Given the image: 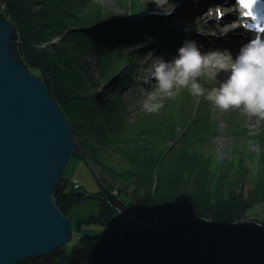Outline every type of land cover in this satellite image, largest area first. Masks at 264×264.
Segmentation results:
<instances>
[{
  "label": "trees",
  "instance_id": "1",
  "mask_svg": "<svg viewBox=\"0 0 264 264\" xmlns=\"http://www.w3.org/2000/svg\"><path fill=\"white\" fill-rule=\"evenodd\" d=\"M122 4L132 14L146 8L137 0ZM110 12L98 0H0V15L14 29L15 58L47 83L75 137L74 155L101 168V174L94 173L98 190L80 184L68 188L70 179L63 173L54 197L69 216L81 208L77 206L97 198L89 215L78 216L76 227L97 224L102 228L86 230L71 246L16 264H264V150L254 161V189L245 196L233 186L245 182L249 172L245 162L250 158H238L237 166L235 158L220 161L210 150H202L215 130L208 119L198 120L201 111L191 118V98L179 93L177 101L168 105L176 118L168 120L123 96V86L132 82L125 72L130 73L136 63L133 52L125 56L123 48L136 32L133 25L151 29L154 20H148L147 26L139 20L135 24L110 20L117 16ZM112 46L118 48L110 50ZM89 47L103 51L97 61L101 82L118 90L106 115L111 137L102 132L101 145L96 142L92 103L100 96L93 91L84 62ZM120 56L130 62L126 70L120 69ZM260 140L264 144V135ZM113 153L119 155L118 161ZM156 179L167 184L153 188ZM116 184L119 192L114 195ZM129 202L135 213L139 207L173 203L213 220L195 216L176 220L168 211L156 224L123 226L122 214L131 212ZM158 210L147 208L141 213ZM254 210L259 216H250Z\"/></svg>",
  "mask_w": 264,
  "mask_h": 264
},
{
  "label": "water",
  "instance_id": "2",
  "mask_svg": "<svg viewBox=\"0 0 264 264\" xmlns=\"http://www.w3.org/2000/svg\"><path fill=\"white\" fill-rule=\"evenodd\" d=\"M13 31L0 15V264L45 256L71 238V218L58 207L54 192L77 149L47 83L15 58ZM245 176L251 186L245 189V182H240L233 188L246 196L254 183L252 177ZM166 184L156 179L153 188ZM117 186L111 191L114 195L119 192ZM131 202L132 212L121 219L123 226L156 224L166 211L176 220L193 216L213 220L173 203L139 207L135 213ZM147 208L159 210L141 213ZM253 214L258 213L250 216H259Z\"/></svg>",
  "mask_w": 264,
  "mask_h": 264
},
{
  "label": "rangeland",
  "instance_id": "3",
  "mask_svg": "<svg viewBox=\"0 0 264 264\" xmlns=\"http://www.w3.org/2000/svg\"><path fill=\"white\" fill-rule=\"evenodd\" d=\"M104 5L109 6L111 8V13L113 15L117 14V17L121 20L129 21L130 23H134L139 20L140 23H144L146 26L151 23L150 19L153 18L154 25L151 27V29H146V36L143 38V41L153 40L158 41L159 40V34L155 35L152 34L151 30L158 29V24L160 23L157 19L158 17H163V14H161L160 10L167 7L170 3L175 4L179 0H166V1H160V0H139L141 3L140 5L146 6L143 10L148 9L149 7H152L155 11V16H144L139 18H133L137 16L136 14H132L131 12H134L131 9H127L123 7L122 1L123 0H101ZM132 1V0H127ZM183 5H185L183 3ZM178 5L177 7H179ZM176 7V8H177ZM131 10V12H130ZM140 11V8L137 10ZM136 12V11H135ZM115 13V14H114ZM182 12H177L175 15H181ZM174 15V16H175ZM218 17L217 13L215 12L214 18ZM174 19V17H171ZM175 22V21H174ZM171 22L169 21V24ZM142 25V24H141ZM140 25V26H141ZM145 25H142L145 26ZM136 26L139 30L138 25ZM141 46H137L136 49L138 50ZM114 48H118L115 46L109 47L110 50H113ZM123 49H125L122 53L126 56L128 55V51L134 50L133 45H126ZM103 51H99V49H91L90 47L86 49L85 55L88 54L90 64L93 66L92 73L96 77V81L98 84H93V91L98 90L100 101H96V98H94L93 103V121H95V131H96V142L101 145L103 137L102 132L111 137L109 132V124L106 120V115L109 114L111 108H110V102L116 99L118 90L116 89H109V85L101 82V75L98 70V58L102 54ZM138 52V51H137ZM136 54V52H135ZM177 54V52H176ZM175 54V55H176ZM173 55V57L175 56ZM154 55L153 57H155ZM120 62V69H125V67L130 66V62H126L123 56L118 57ZM147 57L144 58L143 56L136 57V63H134V67L129 69L130 73L125 72L127 75L130 74L129 81L131 80L130 86H123L121 93L123 96H130V98L133 100V103L136 105H143V100L155 84V81L152 80L146 69L148 67L149 62H146ZM126 70V69H125ZM226 73L220 72L215 75L211 73H206L205 75H202L199 77V82L202 84V86L205 89V94L207 91H209L212 87L218 86L219 81L226 78ZM135 92V93H134ZM134 93V94H133ZM181 93L184 94L186 97L192 99V106L189 109V114L191 118H193V113L199 108L198 110L201 111L198 115V120H204L208 119L212 125V128L215 130V132H210L208 135V139H205V143L202 145V150L208 152L207 150H210L215 158L218 160H225L226 158L232 157L235 158V163L238 166V158L243 157L250 158V160H247L245 162V165L248 167L249 172L248 176L253 178L254 175V161L258 158V153L264 150V144L261 143L260 136L264 135V119H260L256 116H249L245 112H243L242 109H229L228 111H222L219 108H217L212 102L206 100L203 96H194L191 94L189 89L182 88L177 95ZM121 95V98L124 97ZM176 95V96H177ZM176 96L171 99H164L163 101V108H161L158 112L155 114L157 115V118L159 116V119L162 118V116H167V119H174L176 118L175 113L171 109L169 104H173L177 101ZM105 97L107 98L105 100ZM180 98V97H179ZM106 101L105 104H102ZM195 103V104H194ZM132 108H136L132 106ZM168 112H165L167 111ZM135 113V111L133 110ZM136 114V113H135ZM103 126H105V130L103 129ZM74 137V136H73ZM75 140V137H74ZM76 142V140H75ZM165 142V140H164ZM77 144V143H76ZM77 150V149H76ZM114 160H119L120 157L118 154L115 155L113 153ZM91 160V159H90ZM89 160V162H90ZM94 171V172H93ZM237 169L233 170V173H237ZM94 173L101 174V168L94 162L88 164L87 161L78 155H72L71 158L68 160L65 168H64V175L70 179L68 188H78L79 184L82 188H85L89 191H96L100 188V183L97 181ZM103 178H107L104 174L101 175ZM117 186V184H116ZM251 185L248 180L245 181L244 187L249 188ZM118 188V187H117ZM132 189V188H131ZM142 191V189L140 190ZM86 204V205H83ZM83 204L77 206L81 207L77 213H71V238L68 240V242L65 244L67 246H71L73 243L78 241V237H80L83 233L86 232V230L93 229V231H97L98 228H102L101 225L97 224H86L83 225L81 229H77L76 223L77 218L80 215L87 214L94 210L96 204H98V199L95 197H92L85 201ZM253 213H257L255 210L252 211ZM257 215V214H253Z\"/></svg>",
  "mask_w": 264,
  "mask_h": 264
},
{
  "label": "clouds",
  "instance_id": "4",
  "mask_svg": "<svg viewBox=\"0 0 264 264\" xmlns=\"http://www.w3.org/2000/svg\"><path fill=\"white\" fill-rule=\"evenodd\" d=\"M249 31L251 38L235 56L227 50L204 52L195 40L186 39L171 60L151 58L146 71L155 84L143 100V110L156 113L163 108L164 99L174 98L187 88L222 111L242 109L249 116L264 119V32L255 28ZM220 72L226 73V78L205 94L198 78Z\"/></svg>",
  "mask_w": 264,
  "mask_h": 264
},
{
  "label": "bare ground",
  "instance_id": "5",
  "mask_svg": "<svg viewBox=\"0 0 264 264\" xmlns=\"http://www.w3.org/2000/svg\"><path fill=\"white\" fill-rule=\"evenodd\" d=\"M138 2H139V4L141 3L139 0H137ZM160 1H166V0H160ZM200 2H203V0H199ZM213 0H208V2L209 3H211ZM98 2H101L102 4H103V2L101 1V0H98ZM178 10V8H176L175 10H174V12H173V14H175L176 13V11ZM235 13H236V16H234L235 17V19L233 20V22H235V23H237V24H239L241 21H240V17H239V15H238V12L237 11H235ZM225 39V38H224ZM84 62H85V66H86V69H87V71H88V74H89V82H92V84H98V82L96 81V77H95V75L92 73V71H93V66H92V64H90V61H89V57H88V55L85 57V60H84ZM199 108H197V110L196 111H199L198 110ZM80 188H82V187H80ZM150 189H152V187L150 188ZM113 190V189H112ZM132 212V211H131ZM130 212V213H131ZM166 212H168V211H166ZM122 215H125V214H122ZM122 219H123V217H122Z\"/></svg>",
  "mask_w": 264,
  "mask_h": 264
},
{
  "label": "snow or ice",
  "instance_id": "6",
  "mask_svg": "<svg viewBox=\"0 0 264 264\" xmlns=\"http://www.w3.org/2000/svg\"><path fill=\"white\" fill-rule=\"evenodd\" d=\"M245 7H251L256 0H240ZM245 16L252 17V21L247 25L248 28H255L258 31L264 32V26H262L261 20L258 15L254 16L252 11L246 12Z\"/></svg>",
  "mask_w": 264,
  "mask_h": 264
},
{
  "label": "built area",
  "instance_id": "7",
  "mask_svg": "<svg viewBox=\"0 0 264 264\" xmlns=\"http://www.w3.org/2000/svg\"><path fill=\"white\" fill-rule=\"evenodd\" d=\"M57 38H55L54 40H56Z\"/></svg>",
  "mask_w": 264,
  "mask_h": 264
}]
</instances>
